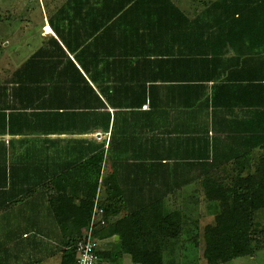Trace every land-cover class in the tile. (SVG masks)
Instances as JSON below:
<instances>
[{
	"label": "crops",
	"instance_id": "1",
	"mask_svg": "<svg viewBox=\"0 0 264 264\" xmlns=\"http://www.w3.org/2000/svg\"><path fill=\"white\" fill-rule=\"evenodd\" d=\"M65 1L47 6L45 24L41 22L42 30L37 35L40 43L29 58L43 44L45 52L53 56L67 55L73 60L77 54L83 57L89 72L85 75L79 68L87 84L61 58L63 64H48L47 73L52 72V77L49 75L40 84L45 86L41 95L20 96L16 82L14 86L6 84L0 91V187H5L0 191V202L18 194L0 209V222L24 214L50 215L30 230L37 231L36 238L49 237L46 239L52 241V248L41 250L46 255L29 263L62 264L64 245L73 237L69 235L73 205L82 196L86 183L91 182L86 158L82 160L85 141L104 143L98 198L106 177L116 185L133 183L124 169L131 161L173 164L177 162L172 161L205 160L201 163L207 174L164 201L163 214L174 213V225H164L162 236L147 234L148 227L136 228L132 236L139 240L122 242L118 235L111 234V225L104 227L108 236L99 238L100 251H112L117 243L122 246L124 264L142 263V244L137 242L143 241H156L162 247V264L183 263L179 256L183 247H196L199 259L204 260L202 234L213 223V211L205 202V213L199 216L198 202L204 199L202 182L229 183L239 171L244 175L264 163V80L259 72L263 61L255 56L246 59L255 52L240 41L244 37L238 35L236 42L228 43L223 42L227 34L198 32L197 25L189 21L202 9L201 3L208 0H172L183 16L157 17L146 14L144 5L142 9L126 8L116 15L117 0H90L93 8L89 15L56 24L59 38L48 23V13H54ZM98 24L103 26L97 31ZM44 26L49 33L43 32ZM51 39L58 41L62 51L51 44ZM26 60L1 72L0 85ZM63 71H71L72 80L60 78ZM105 114L111 115L109 132L95 129L86 134L79 127L74 128L78 129L76 132L70 130V125L63 133L54 131L52 115ZM109 140L112 156L106 161ZM113 159L125 162L120 164ZM115 164L121 165H117L116 172ZM224 172L231 176L221 177ZM135 182L147 181L141 177ZM33 208L37 209L32 212ZM184 210L190 217L198 216L189 221ZM56 214L60 215V223ZM122 214L110 218V222ZM159 228L162 227L151 231L160 232ZM46 229L57 232L39 236V230ZM29 233L23 232L22 238L28 239ZM17 244L18 238L12 237L0 243V251L8 250L15 258L18 253L14 249L28 250L39 242L32 240L14 247Z\"/></svg>",
	"mask_w": 264,
	"mask_h": 264
},
{
	"label": "trees",
	"instance_id": "2",
	"mask_svg": "<svg viewBox=\"0 0 264 264\" xmlns=\"http://www.w3.org/2000/svg\"><path fill=\"white\" fill-rule=\"evenodd\" d=\"M201 4L202 9L189 22L192 25H197L198 32L227 34L228 38H223V42H236L238 35L244 37L240 41L246 42V47L251 52H255V55L248 54L246 59L253 58V56L260 57L263 63L260 64L259 72L261 79L264 80V0H208L207 2L203 1ZM142 5H144L146 14L152 17H157L158 15L183 16V13L179 11L172 0H117V9L114 14H120L126 8L130 10L142 9ZM92 8V1L90 0H67L54 13H48V23L60 38L61 35L56 26L57 23L64 19L73 22V19L78 16L89 15ZM101 9H103V6L99 8L100 11ZM102 26L98 24L95 30L98 31ZM51 44L62 51L56 39H51ZM231 47H234V44H231ZM45 51L43 44L14 71L9 79L0 85V91L4 90L8 84L14 86L16 82V89L20 96L32 97L39 93L41 95L40 90L44 91L45 86H40V84H44L49 75L52 77V72L47 73L48 64H63L61 58H64V64L70 67L73 74L78 75L79 79L87 84L86 79L79 71L80 68L85 75H89L83 63V57L75 54L73 61L68 59L67 55L57 57L50 53L47 54ZM70 75L71 71L59 73L60 78L63 76L64 79L69 81L73 78L72 76L70 78ZM89 79L92 81L93 78ZM105 100L110 105L109 97H106ZM52 116L54 131L59 133L67 131L69 125L70 130H75L74 128L79 127L78 129L86 134L95 129L109 132L110 128L111 115L108 114ZM85 143L87 148L82 160L86 158V167H88L86 171L87 175L91 177V182L86 183L82 196L73 205L74 214L70 216V224L72 226L75 225L79 232L81 230L83 232L89 225L97 192L100 166L104 160V143L99 145H95L91 141H85ZM95 146L96 152L94 153ZM110 149L111 141L109 140L106 150V161L111 160ZM113 160L120 164L125 162L121 159ZM168 162L170 161H131V164L127 165L130 168H124L127 171L126 174L131 177L133 182L127 185L112 184L108 177L103 180L100 185L98 207L103 210L105 225L95 230L94 237H97L104 227L112 225L113 231L111 234L118 235L122 242H134L132 240H139L136 236H132V234H136V228H144L145 230L148 227L150 231L147 234L162 236L164 225H174V213L163 214L164 201L194 180L205 176L207 169L201 163L205 162V160L172 161L177 162L173 164ZM117 165H114L115 172L118 166L121 167V165ZM68 169L66 168V170ZM141 177L146 179L147 182H135L136 179L140 180ZM226 183L204 180L201 184L204 200L211 205L213 211V223L206 226L202 234L204 239L202 257L206 264H226L238 258L251 257L262 246H260L259 236H255L254 233L256 232V226L259 224L256 221L257 215L260 212L264 213V172L261 169H256L251 172H245L243 175V172L240 171L238 176L229 182V185L234 184L232 187L226 185ZM243 184L246 185V188L250 187V190L253 185L256 188L253 191L251 190L252 193L243 192L238 189ZM0 188H2L0 191L5 190V187ZM30 190H27V192ZM17 196V193H13L11 199L2 200L0 209ZM216 203L218 211L214 214ZM119 213L123 214L113 223L110 222L108 224V219ZM59 216L56 214V218L60 223ZM160 226L162 227L159 228L162 229L160 232L151 231V229ZM63 228L66 230V226ZM80 235L76 234L65 243L62 264H75L74 244ZM137 243L142 244L140 248L142 264H162L161 252L163 249L156 241ZM97 252L99 259L106 255L105 251H100V249Z\"/></svg>",
	"mask_w": 264,
	"mask_h": 264
},
{
	"label": "rangeland",
	"instance_id": "3",
	"mask_svg": "<svg viewBox=\"0 0 264 264\" xmlns=\"http://www.w3.org/2000/svg\"><path fill=\"white\" fill-rule=\"evenodd\" d=\"M55 3H60V0H0V73L7 71L9 66H18L33 53L36 46L40 43L37 39V35L38 31L41 29V22L45 24L47 15L46 8L48 5H50L49 7H52ZM43 32L45 34L49 33L48 27L44 26ZM262 165L263 166L260 169L264 172V163ZM220 176L229 178L228 176H231V174H226V172H224L221 173ZM236 176H238V174ZM226 185H229V183H226ZM233 185L234 184H230L229 186L232 187ZM255 188L256 186L253 185L251 190L253 191ZM238 189H241L243 192L252 193L250 187L246 188V185L244 184ZM198 203L200 206L199 208L197 207V209L201 211V213L199 212V216L201 217V214L205 213V200L203 199ZM36 209L37 208H33L32 212ZM217 211L218 206L216 203L214 214ZM182 212L183 214L186 213L184 216L186 217L187 215V220L189 221H194V218L198 216L196 214L194 217H190V214L187 213L186 210ZM41 213L42 212L37 215H19L13 217V220L11 218H6L0 222V243L8 241L12 237L18 238V244L14 247H20L26 242H30L32 240L39 242L35 248H33V246H29L28 250L20 248L14 249V247L11 248L14 249L13 252L18 253L15 258H11V256L8 254V250L0 251V264H31L29 263L30 260L46 255V253L42 252L41 250L48 251L49 248H52V241L49 242L47 241L48 239H46L49 237H43L42 239L39 237L36 238L37 231L32 232L30 230L38 225L37 221H42V218H50V215L47 217L43 215L42 217ZM256 221H258L259 224L256 226V232L254 235L259 236L258 239L261 241L260 246L262 245L260 249L251 257L238 258L226 264H264V213H258ZM107 222L109 224L110 219H108ZM187 223L189 224L191 222ZM25 231L31 232L29 233V240L22 238L23 232ZM53 231L50 232V229H46V231L39 230L40 233L38 234L39 236H46L48 234H54L57 232L56 230ZM69 231L70 236H75L77 227H75V225L71 226ZM105 236H108V231H104V229H102L99 235L95 237V240L98 244V249L100 247V239H103ZM40 243H42V245ZM46 247H48V249ZM121 247L122 246L117 243L115 246H113L112 251H105L106 255L102 257V259L100 258V264H124L123 261L121 262ZM103 249L104 247L102 250ZM38 250H40V252L37 254ZM177 256L178 255L176 254V257ZM179 256L183 257V263L180 264H196L195 259L197 260V264H206L204 260L199 259L201 258V255L199 252H197L196 248L193 247H183L181 249V255Z\"/></svg>",
	"mask_w": 264,
	"mask_h": 264
},
{
	"label": "built area",
	"instance_id": "4",
	"mask_svg": "<svg viewBox=\"0 0 264 264\" xmlns=\"http://www.w3.org/2000/svg\"><path fill=\"white\" fill-rule=\"evenodd\" d=\"M147 108V106H143ZM105 220L103 219V210L98 207V196L96 195L93 203L92 214L88 227L81 233L79 239L74 244V252L76 255L75 264H99L98 244L94 237L97 228L103 227Z\"/></svg>",
	"mask_w": 264,
	"mask_h": 264
}]
</instances>
